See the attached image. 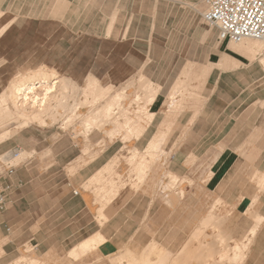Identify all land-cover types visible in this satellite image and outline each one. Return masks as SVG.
I'll list each match as a JSON object with an SVG mask.
<instances>
[{
	"label": "rangeland",
	"instance_id": "obj_1",
	"mask_svg": "<svg viewBox=\"0 0 264 264\" xmlns=\"http://www.w3.org/2000/svg\"><path fill=\"white\" fill-rule=\"evenodd\" d=\"M85 3L75 0L68 9L63 0H0V91L45 71L67 79L42 113L46 123L16 130L0 144V179H9L4 175L7 167L17 169L19 178L31 181L25 196L29 200L36 190L47 197L53 186L60 199L76 190L75 197H83L80 206L86 203L89 219L98 204L93 203L96 188L92 183L98 174L105 200L102 211L109 214L136 194L152 164L167 165L178 145L175 139H183L213 83L214 76L204 89L215 66L208 62L209 54L214 50L216 57L225 42L202 20V3L172 6L161 2L154 30L150 29L155 10L152 3H136L128 8L133 14L129 29H124L126 17L119 16L112 32L114 15L105 25L94 8L83 7ZM227 48L242 54L243 62L264 67V40L229 41ZM237 76L253 79L258 72ZM49 82L53 84L54 79ZM71 85L82 90L84 114L77 141L68 105L77 88ZM172 90L174 103L169 105ZM152 94L154 99L149 102ZM255 94L258 92H248ZM151 112L154 118L149 122ZM195 135L189 136L190 143L200 146L203 137ZM124 144L127 150L118 157ZM166 144H170L168 151L163 148ZM12 153H23L22 160L6 161ZM167 173L165 170L163 175ZM42 203L45 209L47 200ZM49 227L43 224L38 232L19 233L23 240L19 255L33 257L40 264H63L55 250L45 251L70 231ZM28 236L33 237L30 240ZM83 254L69 255L64 264H84L75 263ZM150 255L151 260L142 254L129 259L119 255L114 264H160L158 253Z\"/></svg>",
	"mask_w": 264,
	"mask_h": 264
},
{
	"label": "crops",
	"instance_id": "obj_2",
	"mask_svg": "<svg viewBox=\"0 0 264 264\" xmlns=\"http://www.w3.org/2000/svg\"><path fill=\"white\" fill-rule=\"evenodd\" d=\"M73 1L63 3L69 9ZM161 2L175 6L201 4L202 0H86L83 7L94 8L105 25L114 15L112 32L119 16L126 17L124 29H129L133 17L129 6L152 3L150 29L154 30ZM223 42L216 57L214 50L209 54L208 62L215 66L204 89L212 76L213 83L183 139H175L178 145L167 165L152 164L136 194L111 213L102 211L101 174L92 182L96 188L93 203L98 204L88 219L86 203L80 206L83 197H75L76 190L60 199L53 186L47 197L36 190L29 200L25 196L31 181L19 178L15 168L11 175L5 170L9 179H0L4 195L0 264H40L33 257L19 255L18 248L23 243L21 233L38 232L43 224L70 231L45 251L55 250L63 264L69 255L78 253L84 256L74 262L84 264H114L119 255L129 259L152 253L159 254L160 264H264V67L243 62V55L229 50V41ZM252 70L258 72L253 79L237 76ZM195 134L203 137L200 146L190 143L189 136ZM163 148L168 151L170 144ZM14 252L18 255L13 256Z\"/></svg>",
	"mask_w": 264,
	"mask_h": 264
},
{
	"label": "bare ground",
	"instance_id": "obj_3",
	"mask_svg": "<svg viewBox=\"0 0 264 264\" xmlns=\"http://www.w3.org/2000/svg\"><path fill=\"white\" fill-rule=\"evenodd\" d=\"M246 40V39H244ZM243 40V41H244ZM242 42V41H241ZM240 43V42H239ZM256 43V42H255ZM254 43V44H255ZM54 79L53 84H49L50 79ZM67 81L66 76L58 74L57 72H44L41 75H31L25 79H19L10 88L0 91V144L7 140L14 131L29 128L32 123L38 122L43 125L46 121L43 119L44 111L47 109L49 102L53 99L58 87L65 84ZM177 85V84H175ZM174 85V87H175ZM73 88L75 85H71ZM77 88V92L69 105L70 111V123L75 125L77 129L74 138L75 141L79 138V134L82 132L83 121V102H82V90ZM79 89V90H78ZM64 99L63 94H58ZM171 99L169 105H173V90L170 93ZM154 99V94L149 97V102ZM154 118V113L148 114L147 119L151 122ZM66 127V126H65ZM73 134V133H72ZM126 138L123 137L122 140ZM75 143V142H74ZM76 145V143H75ZM79 145V143H77ZM127 145L124 144L122 149L117 154L120 157L126 150ZM151 146L149 147V149ZM20 155L12 153L8 157L4 158L6 161L10 159L13 163L18 162L21 159ZM3 159V160H4ZM240 257V255H239ZM157 258L156 255L153 256ZM236 258V257H235ZM144 259L151 260L152 256L144 257ZM240 261V260H238ZM237 262V261H236ZM238 263V262H237Z\"/></svg>",
	"mask_w": 264,
	"mask_h": 264
},
{
	"label": "built area",
	"instance_id": "obj_4",
	"mask_svg": "<svg viewBox=\"0 0 264 264\" xmlns=\"http://www.w3.org/2000/svg\"><path fill=\"white\" fill-rule=\"evenodd\" d=\"M202 20L217 31L220 41L239 43L244 39L264 40V0H202ZM12 166L6 168L11 175ZM4 195L0 191V209Z\"/></svg>",
	"mask_w": 264,
	"mask_h": 264
}]
</instances>
